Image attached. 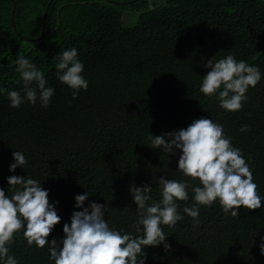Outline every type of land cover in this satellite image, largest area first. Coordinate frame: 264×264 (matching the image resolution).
Wrapping results in <instances>:
<instances>
[{"label": "trees", "instance_id": "trees-1", "mask_svg": "<svg viewBox=\"0 0 264 264\" xmlns=\"http://www.w3.org/2000/svg\"><path fill=\"white\" fill-rule=\"evenodd\" d=\"M73 47L89 85L76 99L58 80L55 59ZM18 55L55 90L47 107L39 89L36 104L11 106L8 91L24 95ZM227 55L261 71L235 112L219 106L223 86L212 96L200 91L207 61ZM0 89V188L7 194L8 177L16 175L49 191L61 217L49 242L64 238V224L82 211L75 197L87 191L84 206L104 204L110 227L142 235V226L141 232L134 227L139 213L130 186L148 184L159 202L165 176L187 181L189 199L176 201L181 221L161 225L171 251L163 244L146 247L145 264H264V0H0ZM200 118L220 124L242 152L260 209L242 207L232 216L217 199L196 205L198 223L183 212L195 205L192 189L202 184L179 171L182 152L153 149L149 137L186 129ZM14 151L23 152L27 164L13 173ZM23 231L6 245L9 255L19 264H55L48 245L29 246Z\"/></svg>", "mask_w": 264, "mask_h": 264}, {"label": "clouds", "instance_id": "clouds-1", "mask_svg": "<svg viewBox=\"0 0 264 264\" xmlns=\"http://www.w3.org/2000/svg\"><path fill=\"white\" fill-rule=\"evenodd\" d=\"M75 47L62 50L55 57L58 80L69 86L72 98L76 99L81 89L88 88V81L82 75L84 64L77 58ZM16 71L23 80L22 96L18 91H8L11 106L16 108L25 102L37 103V89L42 107H47L54 89L46 87L44 73L29 59L18 55L15 61ZM210 69L202 78L200 91L206 96L216 94L218 90L219 106L230 112L242 108L246 101L249 87H255L261 80L258 66L249 65L233 55L223 59H209L205 65ZM33 83L35 87H33ZM0 89V92H4ZM242 126L240 131H247ZM153 149H163L172 153L179 150L178 168L187 177L197 178L202 186L192 189L195 205L185 207L183 212L198 223L199 208L196 205H211L219 199L225 213L231 211L232 216L239 215V209L258 210L261 208V197L257 194L258 185L250 167L243 158L242 152L233 147L231 139L224 133L223 127L213 120L200 118L194 120L186 129L165 133L161 136L150 135ZM15 163L10 165V171L18 167L25 168L27 160L23 152L14 151ZM10 188L6 194L0 188V264H19L14 255H9V247L14 235L24 229L23 235L29 246L35 244L43 249L48 245L50 259L55 264H145L146 247H156L161 244L166 252L171 251L161 225L174 226L183 219L179 214L176 201L189 199L187 181L159 178V189L162 199L153 201L152 187L145 184L130 186L134 204L137 205L138 219L134 225L140 236L122 233L110 227L105 220L107 207L104 204L91 202L88 191L77 195L76 208L82 211L73 212L71 223L63 226L64 238L59 242L53 238L49 242L54 227L61 223L57 213V205L49 201V191L41 183L29 176L8 177ZM10 193V195H9ZM149 201H152L149 204ZM58 204V202H57ZM235 209V210H233ZM261 255H264V241L259 245Z\"/></svg>", "mask_w": 264, "mask_h": 264}, {"label": "rangeland", "instance_id": "rangeland-1", "mask_svg": "<svg viewBox=\"0 0 264 264\" xmlns=\"http://www.w3.org/2000/svg\"><path fill=\"white\" fill-rule=\"evenodd\" d=\"M124 20L127 22V21H129V19H128V15L127 14H125L124 15ZM135 22V21H134ZM134 22H132V23H134Z\"/></svg>", "mask_w": 264, "mask_h": 264}]
</instances>
